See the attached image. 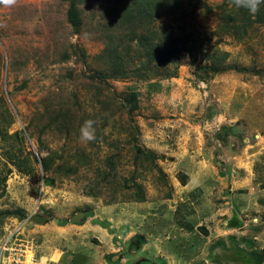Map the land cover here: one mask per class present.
<instances>
[{
	"label": "rangeland",
	"instance_id": "1",
	"mask_svg": "<svg viewBox=\"0 0 264 264\" xmlns=\"http://www.w3.org/2000/svg\"><path fill=\"white\" fill-rule=\"evenodd\" d=\"M123 1L0 2V238L32 218L24 233L54 264H264V248L246 241L264 239V20L234 27L242 20L226 18L242 9L230 0H162L166 14L131 29L167 31L192 56L182 52L175 76L140 79L131 72L145 51L130 52L128 77L114 79L104 41L118 33L126 47L131 29L108 22ZM88 119L96 140L84 143ZM241 169L262 202L232 219L225 187ZM185 178L203 185L180 192ZM209 197L225 211L221 232L201 219Z\"/></svg>",
	"mask_w": 264,
	"mask_h": 264
},
{
	"label": "trees",
	"instance_id": "2",
	"mask_svg": "<svg viewBox=\"0 0 264 264\" xmlns=\"http://www.w3.org/2000/svg\"><path fill=\"white\" fill-rule=\"evenodd\" d=\"M161 2L162 0H124L119 5H114L111 8L112 10L110 14L114 15L116 19L108 21L111 24L109 29H116L117 27H129L130 29L131 27L132 29L138 27L144 28V25L152 27L155 20H158L160 16L166 14L161 12ZM219 10L223 11L225 9L220 8ZM239 12L242 16L236 15L232 18H226V21L232 20V22H234L235 19H241L242 21L239 23L234 22V27H236L237 25H241L242 22L244 27H246L250 24V17H252V15H250L248 11L244 9L240 10ZM170 13L173 15L175 12L171 11ZM256 15L258 22L264 20V5H261V8L259 12L256 13ZM222 16H224V13L222 14ZM68 20L71 23L72 27H74L75 29H78L80 27V20L75 13L69 11ZM225 28V31H227L228 34H231L233 37L238 36V34L230 29V27ZM130 33V37L129 39H127L128 41L125 42L126 47H124L123 49H120V46L118 45V43L121 44L123 37H120L119 40H116V36L118 33H108L105 37L106 39L104 41V53L106 57H108L110 66V73L108 74L111 76V78L124 79L128 77L129 70L127 69V61H125V58L129 57L130 52L133 53L134 58H141L142 52L140 51H145L144 62L138 60L141 66H139V69H134V71L131 72V74L140 79L156 77V75L161 73H163V77L175 76L177 65L182 52H187L191 56L193 54L190 47L186 46V42L184 41V39L182 40V38L180 37L170 38L169 36H166L168 35L167 31H163V33L160 35L158 30H152L150 36L139 35L140 37L135 34L134 30H132L131 34ZM151 35L156 36V39H151ZM134 42H137L139 44L138 48L134 46ZM191 58L193 59V57ZM170 66H174L173 69L170 70ZM127 99H129L127 100V102L132 104L131 108L129 109L131 113L132 111L137 109V103L135 102L136 94H128ZM4 136H7V134H4ZM8 160L10 163L16 166L19 172H23L22 166L18 163L13 162V157L9 156ZM181 181L182 185H185L187 182V178L182 179Z\"/></svg>",
	"mask_w": 264,
	"mask_h": 264
},
{
	"label": "crops",
	"instance_id": "3",
	"mask_svg": "<svg viewBox=\"0 0 264 264\" xmlns=\"http://www.w3.org/2000/svg\"><path fill=\"white\" fill-rule=\"evenodd\" d=\"M240 168H242L243 170H246L247 174L249 173V171L247 170V168H248L247 166H242V167L240 166ZM242 169L238 171V174H237V172H235L236 177L234 178L233 182H230V183L226 184V187H225L226 188V192L229 191L226 194V197H225V193L226 192H223V189H218V191H217V196H218L217 198L225 197V199L228 201V204H229V207H230L229 212H230V215H231L230 218H232V219L237 218V216L239 214H241L244 210L245 211L246 210L249 211V209L258 210L257 206H258L259 202H262V199L259 198L257 200L258 204L257 203L252 204V201H251L250 197L248 196V193H246L248 188L245 187V186L248 185V183H247L248 179H247V176L245 175L246 173L243 172ZM201 185H203V183H201V182L193 183L192 180H188L186 182L185 186H180V187H184L183 189L180 190V192H185V191H188L189 189L192 190L193 188H194L193 191L195 192V189L197 191L198 188H200ZM205 186H206V188L208 187L206 184H205ZM229 186H231V188ZM207 190H208V194L210 195L211 194L210 188H207ZM262 194L264 196V193H262ZM249 202H251V203H249ZM207 204H208L207 206H209L210 209L207 210V213H204V215L201 216V219L202 218L204 219L203 224H204L205 228L209 229V232H211V231L214 232V233L215 232H221V226L222 225L218 224V223H221V220H222L221 217H220L221 212H225V211H223V209L220 208V206L218 205V202L216 203V201H215V203H214V200L211 197H209V199L207 201ZM224 204L226 206H228L226 201H225ZM186 215H188V214H186ZM215 225H217V226H215ZM227 232H229V231H227ZM235 232L237 234H241V233L244 234L245 233L247 237L250 234L249 231L238 232L237 230H235ZM250 237L251 238L246 239V241L250 240V241L254 242L256 245H258L259 249H263L264 248L263 247L264 246V239H262V240L260 239L259 233H257V231H254L253 235L250 236ZM166 244L168 246H171V243H163L162 245H166ZM177 246H179V245L177 244ZM63 257H64V255H62V257L60 256V258L58 257V263L57 264H61V259ZM70 261L72 262V259ZM163 261L166 264H175L173 261H170L168 259H165ZM182 261L184 262V264H186L185 263V259H182V258H180L179 262H177L176 264H180V262H182ZM190 262H191V264H201L202 258H199V257L197 258L195 256V258L191 259ZM247 263H248L247 260H245L244 264H247ZM93 264H98V263L96 262V263H93ZM155 264H162V263H159V262L157 263L156 262Z\"/></svg>",
	"mask_w": 264,
	"mask_h": 264
},
{
	"label": "built area",
	"instance_id": "4",
	"mask_svg": "<svg viewBox=\"0 0 264 264\" xmlns=\"http://www.w3.org/2000/svg\"><path fill=\"white\" fill-rule=\"evenodd\" d=\"M31 219L5 230L0 238V264H54L52 260L38 256L33 241L25 235L24 227Z\"/></svg>",
	"mask_w": 264,
	"mask_h": 264
},
{
	"label": "clouds",
	"instance_id": "5",
	"mask_svg": "<svg viewBox=\"0 0 264 264\" xmlns=\"http://www.w3.org/2000/svg\"><path fill=\"white\" fill-rule=\"evenodd\" d=\"M0 2H8V0H0ZM232 6L236 9L247 10L250 15H255L259 12L260 6L264 5V0H230ZM96 121L88 119L84 121L79 129L80 140L84 143L93 142L96 140Z\"/></svg>",
	"mask_w": 264,
	"mask_h": 264
}]
</instances>
